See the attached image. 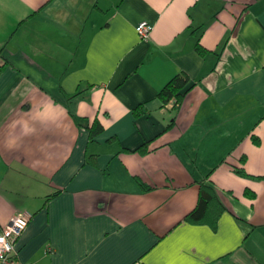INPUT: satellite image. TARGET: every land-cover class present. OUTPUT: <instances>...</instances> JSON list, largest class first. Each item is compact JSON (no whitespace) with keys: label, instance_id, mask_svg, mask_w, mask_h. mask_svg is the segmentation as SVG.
<instances>
[{"label":"crops","instance_id":"crops-1","mask_svg":"<svg viewBox=\"0 0 264 264\" xmlns=\"http://www.w3.org/2000/svg\"><path fill=\"white\" fill-rule=\"evenodd\" d=\"M181 72L176 112L158 95ZM209 174L216 230L185 221ZM260 176L264 0H0V227L32 216L15 264H264Z\"/></svg>","mask_w":264,"mask_h":264},{"label":"trees","instance_id":"trees-1","mask_svg":"<svg viewBox=\"0 0 264 264\" xmlns=\"http://www.w3.org/2000/svg\"><path fill=\"white\" fill-rule=\"evenodd\" d=\"M196 51L204 56L207 54V50L203 48L200 42L196 44ZM191 78L185 72H181L176 75L171 81L161 90L158 95V98L161 100L164 106L168 105L170 102L174 101L176 112H178L183 104V101L186 95L192 90L193 85L190 84ZM80 93L75 94L70 98H77ZM69 100V101H70ZM144 113L142 111L141 106H139L135 110V114L140 116ZM70 114L73 116L77 124L81 127H85L90 131L91 140L94 141L98 136L104 133L105 127L101 122L95 120L93 124H89L87 120H79L76 118L72 112ZM175 124V121L168 127V129L172 128ZM114 141V139L109 140V142ZM151 142H148L146 145H143L141 148L137 149L135 152L141 155H145L149 152L148 145ZM92 157V156H91ZM96 158H91L89 163L95 164L94 162ZM242 161L245 162V158H242ZM235 172L241 177H249V174L245 171L244 168L235 167ZM211 174V173H210ZM210 174L206 177V179L199 180L196 184L199 185V200L198 204L191 213H189L185 221L187 223H191L194 225H209L214 230L217 229L218 222L221 216L226 212V207L221 202L218 193L215 187L207 182L210 177ZM258 179H264V176L258 177ZM139 185L145 192L151 191L153 188L147 187L144 183L139 181ZM248 194V193H247ZM251 196H254L253 193H250Z\"/></svg>","mask_w":264,"mask_h":264},{"label":"built area","instance_id":"built-area-1","mask_svg":"<svg viewBox=\"0 0 264 264\" xmlns=\"http://www.w3.org/2000/svg\"><path fill=\"white\" fill-rule=\"evenodd\" d=\"M137 31L142 39L151 37L153 27L142 22ZM32 216L26 212L17 213L6 226L0 227V262L15 264L19 256L18 244L28 228Z\"/></svg>","mask_w":264,"mask_h":264}]
</instances>
